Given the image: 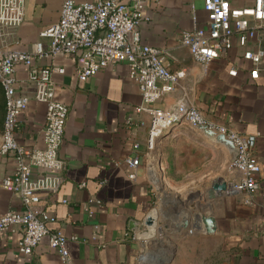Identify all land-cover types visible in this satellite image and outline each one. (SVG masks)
Instances as JSON below:
<instances>
[{"label":"crops","instance_id":"crops-1","mask_svg":"<svg viewBox=\"0 0 264 264\" xmlns=\"http://www.w3.org/2000/svg\"><path fill=\"white\" fill-rule=\"evenodd\" d=\"M141 1L147 16L140 25L143 42L164 50L171 69L187 70L179 86L154 107L171 110L187 99L209 120L256 136L254 152L262 166L258 191L227 192L207 200L206 191L215 180L230 184L236 178L231 169L234 152L187 123L166 130L149 150L150 114L137 112L142 98L128 62L109 64L80 80L78 54H50V38L41 35L58 22L62 0H26L23 22L0 30V52H30L36 64L52 68L55 99L69 109L60 149L67 162L65 180L56 193L40 192L38 206L55 218L48 227L67 237L70 264H200L203 259L204 264H264V29L249 42V48L263 49L259 78L251 77L253 63L243 58L244 48L236 37L226 55L203 67L181 43L185 30L208 29L203 0ZM229 1L235 7L254 3ZM121 2L132 5L134 0ZM38 42L45 55L35 54ZM233 66L238 68L236 76L229 73ZM16 78L18 92L29 99L17 138L28 148H43L46 104L36 100L25 64L17 65ZM4 116L0 85V142ZM127 156H139L140 165L132 168ZM15 164L12 155L0 154V215L23 209L20 196L2 185ZM44 174L56 172L40 168L34 177ZM152 211L157 212L158 225L155 237L147 240L131 229L130 222L142 223ZM201 212L216 217L219 234L202 231L195 219ZM184 221H189L188 228L179 229ZM21 235L18 227L0 233V264H62L46 238L32 254H22Z\"/></svg>","mask_w":264,"mask_h":264},{"label":"built area","instance_id":"built-area-1","mask_svg":"<svg viewBox=\"0 0 264 264\" xmlns=\"http://www.w3.org/2000/svg\"><path fill=\"white\" fill-rule=\"evenodd\" d=\"M26 0H0V30L19 26L25 16ZM208 15V29L185 30L181 43L193 60L208 67L233 47L234 37L244 48L242 56L253 63L252 78H259L263 49L249 48V42L259 38L258 30L264 29V0H254L250 6L235 7L229 0H203ZM147 19L141 0L132 5L121 0H94L76 2L62 0L60 18L41 35L50 38L48 52L78 54L79 78L82 81L97 74L109 64L126 61L130 78L138 85L142 102L137 112L150 114L147 146L156 147L166 130L179 123L193 127L207 125L218 134H224L237 148V158L231 169L236 178L227 192H246L254 195L259 189L261 162L254 152L256 136L241 135L224 124L209 120L204 113L187 99L180 100L171 110L154 107L167 93L173 92L186 77L185 68L173 70L167 63L164 50L142 40L140 25ZM195 19V17H194ZM35 54L45 55L41 42L35 45ZM25 64L29 80L35 83V98L47 107L43 128L45 146L28 148L19 142L17 132L20 116L26 111L29 99L16 88V67ZM63 72L62 69H59ZM53 70L34 62V54L21 50L0 52V85L5 96V116L1 133L0 154L12 155L14 172L2 182L5 189L20 196L23 209L10 210L0 215V233L18 227L22 235L18 249L22 254H32L43 239L60 257L62 264H70L67 237L61 230H51L48 223L55 220L49 212L38 206L40 192L56 193L65 180L63 171L66 160L60 149L65 141L68 106L55 99ZM229 73L238 74L233 66ZM139 147L138 143L134 144ZM125 161L134 169L140 165L139 156H127ZM55 171V175L34 177L37 169ZM136 177L135 172L131 174ZM84 185V184H83ZM67 202V200H64Z\"/></svg>","mask_w":264,"mask_h":264},{"label":"water","instance_id":"water-1","mask_svg":"<svg viewBox=\"0 0 264 264\" xmlns=\"http://www.w3.org/2000/svg\"><path fill=\"white\" fill-rule=\"evenodd\" d=\"M200 128L204 133L208 136L213 137L218 142L224 144L229 150L234 152V159L237 158V148L235 147L232 140L228 139L224 134H218L216 131L210 129L207 125H200ZM151 180H154V174L150 173ZM229 183L226 180H215L210 188L206 191L207 200H216L222 198L226 195L228 191ZM200 206L204 207V204ZM157 212L152 211L150 212L143 220L142 223L138 221L132 220L130 222L131 229L133 231H139L140 237L143 239L149 240L151 237H155L156 229H157V219H156ZM196 221H198L202 231L205 234H219L220 230L218 228V221L216 217L209 213L201 212L195 215ZM136 223H139L138 225ZM137 225V226H136ZM189 221H184L182 224L178 226L179 229L188 228Z\"/></svg>","mask_w":264,"mask_h":264},{"label":"rangeland","instance_id":"rangeland-1","mask_svg":"<svg viewBox=\"0 0 264 264\" xmlns=\"http://www.w3.org/2000/svg\"><path fill=\"white\" fill-rule=\"evenodd\" d=\"M200 264H204V259L202 260V262Z\"/></svg>","mask_w":264,"mask_h":264}]
</instances>
